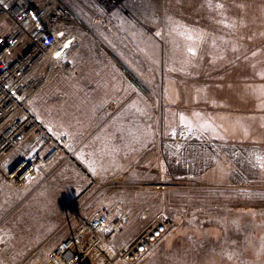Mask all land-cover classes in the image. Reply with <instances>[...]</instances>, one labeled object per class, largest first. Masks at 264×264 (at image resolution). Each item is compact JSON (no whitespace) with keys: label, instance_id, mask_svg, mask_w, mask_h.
<instances>
[{"label":"rangeland","instance_id":"obj_1","mask_svg":"<svg viewBox=\"0 0 264 264\" xmlns=\"http://www.w3.org/2000/svg\"><path fill=\"white\" fill-rule=\"evenodd\" d=\"M65 2L85 25L73 57L85 71L64 65L24 96L66 140L41 147L28 136L13 158L36 174L0 178V264H61L51 251L83 203L85 214H131L117 243L154 215L168 219L134 264H264V0H123L105 15Z\"/></svg>","mask_w":264,"mask_h":264},{"label":"built area","instance_id":"obj_2","mask_svg":"<svg viewBox=\"0 0 264 264\" xmlns=\"http://www.w3.org/2000/svg\"><path fill=\"white\" fill-rule=\"evenodd\" d=\"M89 1L105 15L123 0ZM82 24L65 0H0V178L13 185L30 181L37 172L27 158H13L28 136H37L41 147H61L66 140L65 133L53 134L43 126L26 107L24 96L37 79L65 65L82 42L76 32ZM50 152L42 161L49 160ZM117 181L118 185L123 183ZM84 207L85 203L74 214L79 226L51 251L52 258L61 264H134L168 230V219L154 215L129 240L117 243L131 214L120 210L110 219L108 211L85 214Z\"/></svg>","mask_w":264,"mask_h":264},{"label":"crops","instance_id":"obj_3","mask_svg":"<svg viewBox=\"0 0 264 264\" xmlns=\"http://www.w3.org/2000/svg\"><path fill=\"white\" fill-rule=\"evenodd\" d=\"M112 17V16H111ZM112 35H110V37H111ZM87 36H84V38H82V40L83 39H85ZM95 37V36H94ZM96 38V37H95ZM81 49L82 48H79V49H75L74 51H73V53L69 56V59H68V61L65 63V65L66 66H64V67H66V69H68L67 70V72H69L71 75H79L81 72H83L84 73V71H85V67L84 66H82V67H79V64H78V66L77 67H75L74 65H73V57L75 58V56H76V54H78L80 51H81ZM112 56H113V54H112ZM69 62V63H68ZM112 65H113V67L115 66V70H117V80L119 81L118 83V86H119V89H123L121 92H124V91H126L127 92V86H126V80L128 81V83L130 82V80L128 79V78H130V73H128L127 72V69H126V67L124 66V64L122 63V61L121 60H119V59H112ZM68 66H71V68L70 67H68ZM64 67H61V68H59L57 71H56V73L57 72H59V71H64L63 69H64ZM68 67V68H67ZM122 71V72H121ZM126 71V72H125ZM124 72V73H123ZM126 74V75H125ZM51 77H53V75H51V76H48L47 78H46V80L44 81V82H46V81H48ZM128 77V78H127ZM43 82V83H44ZM113 83H109V86H110V88L111 89H113V90H115V92L113 91V93H116V96L118 95V93L119 92H117L116 91V89H118V88H116V87H118V86H113L112 85ZM112 91V90H111ZM115 104H114V101H109L108 103H107V113H114L115 111ZM122 242H126V241H122ZM122 242H118V243H122Z\"/></svg>","mask_w":264,"mask_h":264}]
</instances>
